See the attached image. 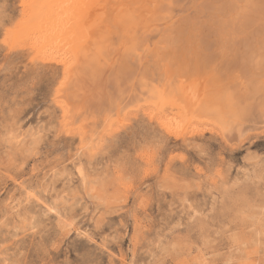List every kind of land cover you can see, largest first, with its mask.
Returning a JSON list of instances; mask_svg holds the SVG:
<instances>
[{"label":"rangeland","instance_id":"rangeland-1","mask_svg":"<svg viewBox=\"0 0 264 264\" xmlns=\"http://www.w3.org/2000/svg\"><path fill=\"white\" fill-rule=\"evenodd\" d=\"M21 1L0 0V264H264V134L138 112L82 148Z\"/></svg>","mask_w":264,"mask_h":264},{"label":"bare ground","instance_id":"bare-ground-1","mask_svg":"<svg viewBox=\"0 0 264 264\" xmlns=\"http://www.w3.org/2000/svg\"><path fill=\"white\" fill-rule=\"evenodd\" d=\"M21 2L29 48L62 65L54 98L82 148L138 112L175 138L179 114L227 144L264 134V0Z\"/></svg>","mask_w":264,"mask_h":264}]
</instances>
